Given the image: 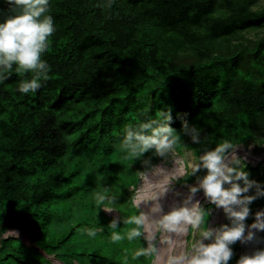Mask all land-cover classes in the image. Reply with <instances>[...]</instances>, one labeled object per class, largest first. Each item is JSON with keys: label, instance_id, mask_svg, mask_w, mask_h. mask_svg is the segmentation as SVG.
Segmentation results:
<instances>
[{"label": "trees", "instance_id": "trees-1", "mask_svg": "<svg viewBox=\"0 0 264 264\" xmlns=\"http://www.w3.org/2000/svg\"><path fill=\"white\" fill-rule=\"evenodd\" d=\"M256 3L50 0L48 14L56 31L41 57L50 65L47 80H41L35 93L22 94L19 84L31 73L17 74L14 65L8 79L0 81V237L8 230L21 235L30 230V242L38 247L37 242L44 243L48 255L59 251L73 260L90 257L92 264H132L144 257L143 264H152L154 252L133 258L147 248L146 238L143 225V246L126 238L130 227L124 232L120 224L127 215L120 214L113 229L115 217L101 211L96 236L85 240L84 228L58 237L50 211L83 179L105 175L110 185L137 189L140 173L167 153L149 149L132 155L124 144L128 126L168 123L175 136L169 151L179 156L191 152L199 158L224 141L264 149V36H245L264 28V8L255 10ZM8 14L9 6L0 0V18ZM193 127L199 130L196 143ZM120 155L139 163L133 177L116 166ZM244 166L256 182L244 195H256L258 187L264 189V161ZM199 170L187 168L185 182L177 185L198 182L207 172ZM263 199L253 200L246 225L261 211ZM215 207L211 203L202 209L209 211L205 229ZM113 231L125 238L113 242ZM19 239L2 240L0 264L47 261ZM10 241L18 242L8 247Z\"/></svg>", "mask_w": 264, "mask_h": 264}, {"label": "clouds", "instance_id": "clouds-1", "mask_svg": "<svg viewBox=\"0 0 264 264\" xmlns=\"http://www.w3.org/2000/svg\"><path fill=\"white\" fill-rule=\"evenodd\" d=\"M5 2L9 6V14L0 18V81L8 79L15 65L17 74L31 73V78L20 82L18 91L22 94L35 93L41 87V80H47L50 71V65L41 58L48 48L49 37L56 31L54 18L48 14L50 0H5ZM108 6L110 7L111 4L109 3ZM184 128L186 132L189 131L187 124ZM190 132L192 141L199 142V130L193 127ZM174 143L173 128L168 123L157 124L156 121H147L140 123L135 129L130 126L125 129L124 144L132 155H140L149 149H155L157 154L163 156ZM235 149L236 146L224 141L215 148L205 151L200 157L201 163L192 169L195 172L203 167L207 172L202 178H198V184L190 188V193L195 194L202 190L213 203L224 208L231 224L223 225L215 231L203 232L202 240L195 247V254L188 259V264H228L233 255L230 245L238 240L243 242L253 239L255 234L252 231H248L245 236L247 228L264 231V211L256 212L255 220L250 225L245 223L250 214V203L257 196L264 195V189L258 187L256 195H244L256 182L249 179V173L245 170L241 158L235 154ZM229 152L232 153L230 161ZM179 179L176 180V184ZM225 184L229 186L224 187ZM105 199V196L98 194L96 204L103 205ZM191 199L190 196L189 200ZM133 205L137 208L135 204ZM202 219L198 202L191 207H188L186 202L163 215L160 223L169 231L184 233L189 225L193 228L200 225ZM144 222L145 217L141 211L139 216L129 217L125 221L126 224L136 225L126 233L129 241L141 236L140 226L143 225V234L148 245L150 244L144 230ZM110 226L115 229L116 222L113 221ZM84 231L89 237H95L97 234L92 228H86ZM124 238L117 231L111 234L113 242ZM205 239L212 242L205 244ZM263 241L264 238L261 240L262 246ZM154 245L156 248L153 247ZM157 249L158 245L155 241L148 248L136 251L133 258L148 255L150 252L155 254ZM236 263L264 264V249H259L252 255H244Z\"/></svg>", "mask_w": 264, "mask_h": 264}, {"label": "rangeland", "instance_id": "rangeland-1", "mask_svg": "<svg viewBox=\"0 0 264 264\" xmlns=\"http://www.w3.org/2000/svg\"><path fill=\"white\" fill-rule=\"evenodd\" d=\"M263 8H264V0H257L256 5L254 6V9L255 10H261ZM245 36L247 38H251V39H257V38L263 37L264 36V28L258 30L257 32L256 31L247 32L245 34ZM262 147L264 148V145H262ZM237 151H243V153L245 154L246 157L242 156V155L238 156L239 158H241L244 165L248 164V165H251L252 167H256L260 162L264 161V149H262L260 146L257 147L253 143H251L248 147L238 145V146H236V149H235V152H237ZM231 154L232 153L229 152L228 157ZM200 157H201V155H200ZM200 157L196 158L193 155V153H191V152L184 153L182 156H179L173 152L168 151L167 154L164 157H162L161 161L158 164L154 165L149 171L144 172V173H140V182H139L138 187L135 191H133V188H126L125 189L124 186H122L121 184L110 185V183H107L109 181L106 179L105 175H101V176H97L96 178H92L90 180V182L88 179H83V180L79 181L77 188L71 190L69 192V194L67 193L66 196H68V197L62 198V200H60L59 203L57 205H55L53 207V209L50 211V216L54 220V222L56 223V228L53 229L52 231L56 232L58 237L63 238L68 233H71V231H74L75 233L78 234L83 230V228L84 229H86V228L95 229V226L100 225L99 222H102L99 219L101 211H103L105 214H108L109 217H115V222L117 221V218L120 217V214L127 215L128 217L136 216V211L133 209L131 202L135 205L137 204L138 196L141 193L140 188L142 186L143 177L148 172L154 171L155 168L157 166H160V165L171 167V166H175V163H178L179 165L181 164V166L184 167V170L178 176V178H180V180L177 181V184L181 185L186 180V177L184 178V176H185L184 174L186 173V168L192 170L197 165H199L201 163ZM114 161H116L115 162L116 166L119 165L118 167L127 169V170H125V172L127 173V175H129V177L134 176L133 170L136 168L137 165H139V163L135 162L132 158H130V157L125 158L123 155H120ZM95 163L96 162H94V164ZM122 164L124 166H122ZM233 166L239 167V165H233ZM200 169H203V167H200ZM198 173H200L202 175L204 173V171L199 170ZM260 173H262V172L260 171ZM177 179H175L174 184H172L171 188L173 190L179 191L180 193H182L184 191H187L190 193V188L193 186H196L198 184V182H195V183L190 184V185H185V186L179 187L176 184ZM227 186H229V185L228 184L224 185V187H227ZM98 194L106 197L103 205H97L96 204V197ZM194 195L195 196L202 195L204 197L202 199L201 203L199 204V208L202 212L203 219H202L201 224L196 226L195 228H193L191 225H189V227H188L187 250H186V256L188 258L191 257L192 254H195L194 249L199 244V242L202 240V233L203 232L208 231V230L215 231L216 229H219L223 225H228L230 222V219L228 218L227 214L223 210L222 213L220 214L221 219L219 221H217L216 223H214V225L212 224L214 217L216 216L217 212L219 211L218 209L222 208L221 206H217L215 208L210 209V213H211L210 219L211 220H210V223L208 225V228L205 229L204 226H205L206 222L208 221V215L207 214L209 213V211L204 212L202 209H203L204 205L211 204L213 202L211 201V199L209 197L207 198V196L205 195V193L202 190L197 191ZM149 201L151 202V199H149ZM253 207H254V201H252L250 203V207H249L250 213L252 212ZM263 209H264V199H263V207H262L261 211ZM141 214H142V212H141ZM142 215L144 216V214H142ZM127 226H128V228L130 227V229L133 227H136V225H134V224H126L125 222H122L120 224V227L122 228V230L124 232H126ZM162 230H163V228H161V225H160L158 227V230H156L157 231L156 234L158 237L162 235ZM247 230H248V228L246 229L245 234H247V232H248ZM24 231L26 232V230H23V232ZM29 231L30 230H27V232H28L27 234L31 233ZM140 231H141V228H140ZM27 234L21 235L19 230H8L7 232H5L1 235L0 246H1L2 240H4V239L20 238L19 240L21 242H23L27 247L31 248V250L29 252H33L32 250L35 249L36 251L39 252V254L42 257H44L47 260L46 262H41V264H49V263L50 264H63V263L78 264L77 262H79V264H92V262H91L92 259L90 257H83L82 258L81 256H79L76 260H73L72 258H69L68 256H66L67 253H63V252H59V251L55 252L53 255H48V253H50V250L48 248H46V251L42 250V249H44V243L37 242L40 245L39 247L35 244H32L30 242ZM146 234L148 237L147 232H146ZM263 235H264V231L261 232L259 238L258 237L254 238L255 240L259 239V242H260V246H259L260 248L259 249H264V246H262V243H261ZM83 236H84L85 240L92 238V237H89L85 231L83 233ZM58 239H60V238H58ZM134 240H135L137 245L140 246V244H141L143 246L144 242L142 241L141 236L134 238ZM155 241H156V244L158 245L159 238L156 237ZM17 242L18 241H16L14 243V241H10V242H7V245H8V247H11L12 245L13 246L17 245ZM211 242L212 241L208 240V239L204 240L205 244H208ZM241 242L242 241L239 240L237 250H234V249H236V248H234L235 243L230 245V247L233 250V255H232L231 259L229 260L228 264H237L236 262H234V259H233V257L235 255H237L239 257V259L242 257ZM149 245H148V242H146L145 246L147 248L149 247ZM120 247H121V245H120ZM86 248H91V247H86ZM8 251L12 252L11 249H9ZM92 251L97 252V249H94ZM157 252H158V249H157ZM157 252H155V254H154L155 257H154V261L152 264H155ZM1 254H2V252H1ZM56 255H57L58 259L56 258ZM111 256H113V255H111ZM73 258L75 259L76 256L74 255ZM143 258L144 257H142L141 259L133 260L132 264H143L144 263L142 261ZM238 260H237V262H238ZM98 261L99 260L97 258L96 263H98ZM176 263L177 264H188V262L182 263L180 261H178Z\"/></svg>", "mask_w": 264, "mask_h": 264}, {"label": "bare ground", "instance_id": "bare-ground-1", "mask_svg": "<svg viewBox=\"0 0 264 264\" xmlns=\"http://www.w3.org/2000/svg\"><path fill=\"white\" fill-rule=\"evenodd\" d=\"M235 154L237 156H245L243 151H237ZM231 158L232 154L228 157V160L230 161ZM183 170L184 167L178 163H175V166L171 167L160 165L157 166L154 171L148 172L143 177L142 186L140 188L141 193L137 199L138 205H136L142 214H144V230L145 233H148L150 244L155 242L156 237L159 238L155 264H177L176 262L178 261L187 263L188 259L190 258L186 256L188 230L184 233H177L165 229L160 223L163 215L167 214L172 209L180 207L186 202L188 207H191L192 204L197 202L199 206L202 199L204 198L202 195L195 196L194 194L192 195V193L190 194L187 191L180 193L179 191L173 190L171 188L175 179L178 178ZM190 196L192 197L191 200H189ZM149 199H151V202ZM218 210L219 211L212 221L213 225L221 219L220 214L224 208L222 207ZM262 211H264V209ZM160 225L163 230L162 235L158 237L156 230H158ZM247 231H252L255 235L253 239L241 242L242 256L252 255L260 248L259 239L255 240L254 238H259L262 231L250 228H248ZM246 235L247 234H245V236Z\"/></svg>", "mask_w": 264, "mask_h": 264}, {"label": "water", "instance_id": "water-1", "mask_svg": "<svg viewBox=\"0 0 264 264\" xmlns=\"http://www.w3.org/2000/svg\"><path fill=\"white\" fill-rule=\"evenodd\" d=\"M264 237H262V239H263Z\"/></svg>", "mask_w": 264, "mask_h": 264}]
</instances>
